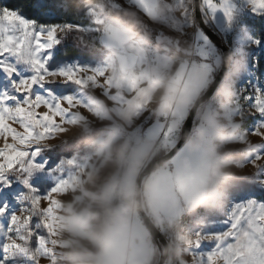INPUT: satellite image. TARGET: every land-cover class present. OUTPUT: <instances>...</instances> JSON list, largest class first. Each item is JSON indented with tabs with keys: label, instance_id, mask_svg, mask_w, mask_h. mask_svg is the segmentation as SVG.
Instances as JSON below:
<instances>
[{
	"label": "clouds",
	"instance_id": "clouds-1",
	"mask_svg": "<svg viewBox=\"0 0 264 264\" xmlns=\"http://www.w3.org/2000/svg\"><path fill=\"white\" fill-rule=\"evenodd\" d=\"M0 72V264H264V0H0Z\"/></svg>",
	"mask_w": 264,
	"mask_h": 264
},
{
	"label": "rangeland",
	"instance_id": "rangeland-1",
	"mask_svg": "<svg viewBox=\"0 0 264 264\" xmlns=\"http://www.w3.org/2000/svg\"><path fill=\"white\" fill-rule=\"evenodd\" d=\"M45 39H46V36H45V34L42 33L39 37V43H44ZM61 59H62V57L60 56L59 52H57V55L54 58L53 63L54 64L59 63L61 61ZM2 75H3V73L0 72V76H2ZM43 111H44L43 108L38 109V112H43ZM37 118H39V116ZM6 123L11 124V121L6 120ZM12 127L16 128L18 131H23V129H20L18 125H12ZM7 142L9 144L12 143L11 135H9ZM0 147H4V144L2 142H0ZM17 150H19V149H17ZM15 155H16V153L14 151H12L11 149H9L3 154V156H0V161L4 160L6 157H15ZM241 211L246 212L247 209L245 208V209H242Z\"/></svg>",
	"mask_w": 264,
	"mask_h": 264
},
{
	"label": "snow or ice",
	"instance_id": "snow-or-ice-1",
	"mask_svg": "<svg viewBox=\"0 0 264 264\" xmlns=\"http://www.w3.org/2000/svg\"><path fill=\"white\" fill-rule=\"evenodd\" d=\"M38 44H40L41 47H43V43H39V40L37 41ZM247 209L246 212H242V209ZM253 211V208L251 206H240L236 210V222L239 223L241 220H243L245 217L249 216V214Z\"/></svg>",
	"mask_w": 264,
	"mask_h": 264
},
{
	"label": "water",
	"instance_id": "water-1",
	"mask_svg": "<svg viewBox=\"0 0 264 264\" xmlns=\"http://www.w3.org/2000/svg\"><path fill=\"white\" fill-rule=\"evenodd\" d=\"M213 39H215V37H213Z\"/></svg>",
	"mask_w": 264,
	"mask_h": 264
}]
</instances>
